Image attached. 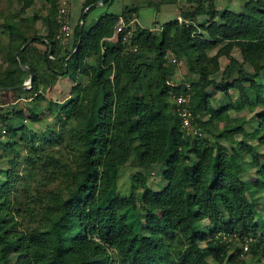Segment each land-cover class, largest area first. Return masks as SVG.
I'll return each instance as SVG.
<instances>
[{"label":"trees","instance_id":"16d2710c","mask_svg":"<svg viewBox=\"0 0 264 264\" xmlns=\"http://www.w3.org/2000/svg\"><path fill=\"white\" fill-rule=\"evenodd\" d=\"M8 1L16 9L0 7L8 38L0 86L28 79L21 63L35 78L30 88L0 89V264H262L264 0L240 12L187 0L157 29L138 21L139 6L87 26L95 7L84 11L98 0H82L84 26L69 47L58 38L63 0L32 15L37 0ZM200 15L208 21L196 23ZM181 61L195 78L177 80ZM67 76L66 101L48 97ZM214 91L224 93L220 105ZM178 93L190 100L179 104ZM26 98L31 107L16 106ZM185 107L198 132L183 125ZM254 107L249 131L240 112ZM129 164L134 190L121 195ZM158 168L166 184L154 190Z\"/></svg>","mask_w":264,"mask_h":264},{"label":"rangeland","instance_id":"374dc122","mask_svg":"<svg viewBox=\"0 0 264 264\" xmlns=\"http://www.w3.org/2000/svg\"><path fill=\"white\" fill-rule=\"evenodd\" d=\"M82 0H63L61 2L62 5H66L69 7L70 10V17L73 24V27L77 25L79 21H81V10H82ZM154 3L152 5H149L150 3ZM187 0H179L178 3H171L169 1L165 0H113L108 3L101 2L100 4H97L94 6L95 8L90 12L87 18V26H89L91 23L95 22L96 19H98L101 15L105 13H116V14H122L124 9L127 6H139V10L136 14V17L138 21L143 26L150 27V28H159L163 23L170 21L171 19L177 18L179 14V7L184 6L187 4ZM247 0H217V8L219 10H225V9H232L235 11H243L245 9V4ZM49 4L47 0H37L35 5L28 9V12L32 15V13L36 10L41 11L42 13L47 12ZM0 7H5L8 12H13L16 9V6L11 4L8 0H0ZM3 21V20H2ZM208 21L207 15H200L196 18V23H205ZM38 26H41V32L45 33L46 28L44 25H42L41 21L38 23ZM2 29V27H0ZM74 39V37H73ZM8 42V38L6 34L0 35V76L2 75V72L5 70L7 66V59H5L4 55V46ZM73 42V40H72ZM214 54V52H213ZM174 56H171V62H174ZM170 62V63H171ZM222 67H225L227 63V59L225 57L221 58ZM177 80H185L188 77L195 78L196 75H191L188 72V68L186 67L185 61H181L180 63H177ZM259 82L264 83V71L262 73V76L258 80ZM74 84V78L73 77H63L61 82L57 83L52 89L48 90V97L52 99L59 100L61 102L66 101V99L69 97L71 93L72 86ZM224 93L222 91H214V99L213 103L215 105H220V103L223 102V95ZM47 101L44 102V109L47 108ZM20 104H24L27 107H31L34 104V101H32L29 98L22 99L19 101L16 106H19ZM258 107H254V109H244L240 112L241 116H244L248 122H246L245 127L251 131V129H255L257 126L256 121V113ZM232 115L235 116V112L231 111ZM238 138H240L242 135H237ZM251 142L256 143L257 140H254L252 135L249 137ZM260 150L264 152V146L260 147ZM246 166L248 167V162H245ZM137 172V167L134 164L126 165V167H123L122 170L119 173L118 179H117V192L121 195H130L133 192V179L132 174ZM3 173V172H2ZM0 171V176H1ZM255 173V168H247V171L245 172V175L247 177L252 176ZM149 184L154 187V190L162 189L166 181L163 179L162 176V168H158L154 171V174L149 179ZM264 197L260 199V206L261 209L264 211ZM264 214V213H263ZM251 257H248V260L250 261ZM262 264H264V257H262ZM225 264H229L226 262Z\"/></svg>","mask_w":264,"mask_h":264},{"label":"built area","instance_id":"2783aa9c","mask_svg":"<svg viewBox=\"0 0 264 264\" xmlns=\"http://www.w3.org/2000/svg\"><path fill=\"white\" fill-rule=\"evenodd\" d=\"M59 21L61 22V28H60V32L58 34V38L61 40V42L66 45V46H71L73 44L72 40L74 37V27L71 21V17H70V10L69 7L66 5H62L60 6L59 9ZM121 22L118 25L117 30L121 31L123 26H125L123 19L120 20ZM176 101L179 102V104L181 103H185L188 102L190 100V94H179L175 97ZM181 114L183 116V125L185 127H187L189 130H194L195 132H198V130H196L193 127L192 124V117H191V112L190 110L185 107L181 110ZM247 250H249V243L246 242L244 243V245L242 244V252L244 253Z\"/></svg>","mask_w":264,"mask_h":264},{"label":"water","instance_id":"95a60500","mask_svg":"<svg viewBox=\"0 0 264 264\" xmlns=\"http://www.w3.org/2000/svg\"><path fill=\"white\" fill-rule=\"evenodd\" d=\"M103 1L104 0H98L94 3H92L91 5L87 6L84 13L86 14L91 7L96 6L97 4H100ZM259 8L264 10V6L259 5ZM83 26H84V16L81 18V21H80L81 29L83 28ZM30 42H31V39H28L26 41V43L21 47L18 54L22 53L24 51V49L29 45ZM76 50H77V48H75V50L70 54L67 61L71 58V56L75 53ZM65 64L67 65V62ZM21 66H22V68H24L29 73L28 79H26L22 84H18V85H14V86H0V89H2V90H13V89H24V88L32 87L33 80L35 78V72L33 71L32 67L29 64L21 63Z\"/></svg>","mask_w":264,"mask_h":264},{"label":"crops","instance_id":"0c3cea01","mask_svg":"<svg viewBox=\"0 0 264 264\" xmlns=\"http://www.w3.org/2000/svg\"><path fill=\"white\" fill-rule=\"evenodd\" d=\"M62 79L59 80V83L61 82Z\"/></svg>","mask_w":264,"mask_h":264}]
</instances>
